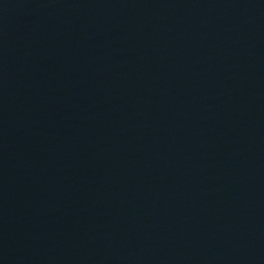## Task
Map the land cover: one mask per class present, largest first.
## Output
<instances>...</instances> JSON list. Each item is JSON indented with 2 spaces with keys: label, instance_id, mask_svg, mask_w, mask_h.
<instances>
[{
  "label": "water",
  "instance_id": "obj_1",
  "mask_svg": "<svg viewBox=\"0 0 264 264\" xmlns=\"http://www.w3.org/2000/svg\"><path fill=\"white\" fill-rule=\"evenodd\" d=\"M0 264H264V0H0Z\"/></svg>",
  "mask_w": 264,
  "mask_h": 264
}]
</instances>
